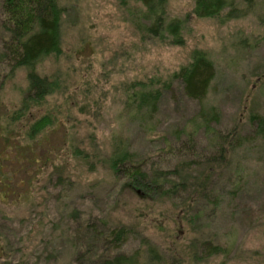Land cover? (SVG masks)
I'll use <instances>...</instances> for the list:
<instances>
[{"label": "rangeland", "instance_id": "obj_1", "mask_svg": "<svg viewBox=\"0 0 264 264\" xmlns=\"http://www.w3.org/2000/svg\"><path fill=\"white\" fill-rule=\"evenodd\" d=\"M58 3L61 52L36 69L52 84V92L27 106L30 71L0 69V182L7 179L0 186V264H82L87 260L82 251L89 247L82 245V223L95 219L131 230L121 254L133 255L151 245L178 264H264V139L249 120L252 115L264 118L261 11L227 19L226 10L204 19L194 13L195 0H166L168 19L185 23L184 44L176 46L169 40L142 39L135 28L140 5L133 0ZM195 52L207 54L216 67L203 106L179 99L177 92L168 96L152 133L122 118L129 85L152 77L165 82ZM202 107L218 111L213 128L244 140L230 154V166L216 167L220 141L211 147L203 130L192 138L177 137L178 131L193 130L191 122ZM42 120L49 125L31 140V125ZM118 138L163 172L216 158V174L207 185L212 196L221 189L222 206L214 212L205 207L195 219L204 208L201 202L191 211L183 201L186 196L175 200L137 194L131 183L104 166ZM234 171L242 178L237 194L232 180H226ZM2 188L10 197L3 198ZM76 227L80 261L69 241ZM210 238L225 244L228 258L202 261L195 256L198 244Z\"/></svg>", "mask_w": 264, "mask_h": 264}, {"label": "trees", "instance_id": "obj_2", "mask_svg": "<svg viewBox=\"0 0 264 264\" xmlns=\"http://www.w3.org/2000/svg\"><path fill=\"white\" fill-rule=\"evenodd\" d=\"M58 1L0 0V69H11L13 72L23 68L30 71L28 77L30 88L25 98L27 106H31L30 103L41 102L52 92V84L40 78L36 74V69L41 61L59 55L61 52L60 31L63 14ZM133 1L140 5L135 28L142 39L147 42H155L159 39L169 40L170 45L176 46L184 44L185 23L182 20L168 19L165 12L166 0ZM226 10L229 11L226 14L227 19L247 16L257 10H260L264 16V0H195L194 13L199 18H216ZM262 22L264 23V20ZM215 78L216 67L213 61L207 54L195 52L189 64L174 73L169 80L164 82L152 77L145 82L129 85L126 114L122 115V118H127L129 122L137 123L146 132L152 133L155 130V124L152 123L161 104L168 96L173 97L177 92L179 99L184 97L203 106ZM205 108L202 107L193 118L191 122L193 130L178 131L177 137L186 134L192 138L203 130L211 147L215 142L217 143V140L220 141L219 163L216 164V158L209 157L204 162L193 160L174 170L163 172L153 169L147 160L140 159L122 138H118L115 139L114 149L104 166L114 176L123 178L126 183H131L137 194L142 193L144 197L152 195L158 198L182 200L186 196L183 201L188 202L191 211L192 207L201 202L204 208L195 213V219L203 216L205 207H211L213 212L219 210L222 206L221 189L218 195L212 196L211 192L208 193L207 183L216 174L215 164L218 168L227 164L230 161V154L234 153L244 140L238 139V134L232 138L233 136L224 135L215 127L214 129L213 124L219 123V113L214 107ZM22 113L19 112L20 115ZM249 120L251 123H256L257 134L264 139V118L252 115ZM48 125L49 123L47 124L45 120L33 123L29 138L34 140ZM211 153H213L212 150ZM227 165L230 166V164ZM200 167L203 168L201 172L198 171ZM6 180L4 177L0 186L5 187ZM226 180H232L233 194H237L238 190L241 191L239 187L242 178L238 176V173L236 174V171L227 173ZM1 192L3 198L10 197L3 188ZM83 221V231L86 235L83 234L81 241L85 248L87 244L89 247L87 251H82L83 259H87L82 264H178L175 260L169 262V259L162 256L161 252L151 245L146 247L145 251L139 250L133 255L121 254L122 248L128 244L132 235L128 227L108 226L101 219ZM79 237V228L76 227L69 241L74 244L73 251L79 253L78 261L81 256V249L78 248ZM220 243L221 241L218 242L216 238L202 240L196 247L195 256L202 261L218 256L228 258L229 250L224 243ZM0 250L3 251V248L0 247ZM9 263L3 262V264Z\"/></svg>", "mask_w": 264, "mask_h": 264}]
</instances>
